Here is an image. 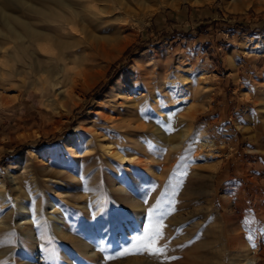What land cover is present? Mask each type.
I'll use <instances>...</instances> for the list:
<instances>
[{"label":"rangeland","instance_id":"1","mask_svg":"<svg viewBox=\"0 0 264 264\" xmlns=\"http://www.w3.org/2000/svg\"><path fill=\"white\" fill-rule=\"evenodd\" d=\"M23 1L38 0H0V47L4 49L0 51V220L10 216L8 220L14 229L11 235L0 232V264H25L30 260L36 264L97 263L87 259L75 244L80 233L86 234L90 230L91 222L82 209L87 202L74 199L73 195L102 189L108 199L103 220L114 219L117 213L126 210L110 201L114 198L106 189L107 157L110 156L105 155L104 149L107 144L127 147L123 143L135 141L123 134L126 127L123 128L121 120L132 119L135 114L131 103L151 95L152 85L164 103L162 110L169 116L168 120L154 122L164 130H174L170 118L174 110L176 130H189V147L198 153L187 156L182 149L176 151L173 154L175 167L166 173L150 168L148 178H144L148 185L146 193L135 192L147 210H152L154 217L149 218L155 229L162 226L163 238L158 241V246L165 249L163 255L157 259L146 252H136L135 248L130 250L135 254L129 256L115 251L120 257L114 264H132L133 261L246 264L247 257H256L257 264H264V219L258 222L256 214L251 213L252 217H248L247 212V215L243 214L246 224H238L232 213L234 203L232 199L227 200L223 186L227 172L235 178L236 166L231 162L242 155L246 145H240L237 153H230L226 147L221 148L214 142L211 133L204 128L215 95L207 65L222 62L227 51L245 42L261 46L257 52H264V8L256 9V6L264 5V0H100L105 14L99 21L91 20L88 31L80 39L67 41L69 46L62 48L58 56L45 57L41 53L44 58L32 60V69L23 68V78H11L4 73L9 68L19 71L21 66L16 59L21 58L20 51L25 45L12 39V29L6 26L3 14L22 15L33 27L43 21L30 8L23 7ZM40 1L51 4L49 0ZM12 26L17 28L15 24ZM109 41L118 46L127 43L112 64L97 54ZM35 46L32 45L39 50ZM145 55L150 56H146V62L142 60L146 63L145 70L134 71V63ZM258 86L260 92L256 103L264 113V83ZM64 91L68 92V97L61 95ZM171 94L176 101L169 105L166 97ZM5 99L9 100L8 105H4ZM138 101L135 102L137 110L144 104L149 105L148 108L151 105V100L147 103L139 101L140 106ZM192 111L197 112L188 121L186 118ZM158 113L152 108L144 119L153 121L154 115H161ZM29 132H37L38 136L17 137ZM137 137L136 140L143 139ZM84 141L93 147L94 153L89 154L90 157L76 158L75 149L82 151ZM207 142H213V146L200 151L199 147ZM146 143L149 144L147 149H151L153 143L150 140ZM126 152L129 155L132 151ZM40 155L50 172L42 171ZM244 156L249 159V154ZM19 163L27 167L21 175ZM132 167L121 166L127 170L122 173L127 181L131 169L138 173L137 168ZM13 177H16L18 187ZM159 178L163 183L158 182ZM25 193L30 194L31 199ZM98 196L92 201L97 209ZM50 197L57 199L60 207L69 213L65 238L49 219ZM22 200L34 209L41 202L44 222L37 228L45 236L44 246L37 253L32 251V244L37 242L35 237L25 243L23 235L27 229L20 227L17 208ZM235 200H241V197L236 196ZM240 206L243 207V203ZM150 211L144 215L140 210H126L128 214H136L137 218L143 215L142 220L148 219ZM142 234L140 227L138 237ZM118 239L114 237L115 242ZM117 245L114 243L110 247L118 249ZM4 248L9 250L1 253ZM101 263L105 264V261Z\"/></svg>","mask_w":264,"mask_h":264},{"label":"bare ground","instance_id":"2","mask_svg":"<svg viewBox=\"0 0 264 264\" xmlns=\"http://www.w3.org/2000/svg\"><path fill=\"white\" fill-rule=\"evenodd\" d=\"M49 1L51 2L50 5H46L45 3H43V1L41 2L40 0L36 2H24V1L21 2V5L23 7L30 8L41 20H43L38 22L39 25L37 26L35 25V27H33L30 24V22H27V20H25V18L22 15L13 16L8 13L3 14L4 19L8 23L7 24L4 21L6 23V26L9 25L12 29V31L10 30V32H13L12 39L20 43H23L25 45L22 50L19 48L21 50L20 51L22 55L21 58L18 57V59H16V63L20 65L21 68L19 69V71L13 70L12 68H9L7 71L5 69L6 73H4V71L3 73L6 74L7 77L9 76L11 78L12 77L23 78V72H22L23 68L27 67L28 69H32L34 67L32 60L35 59L38 60L44 58V55H46L45 57L58 56L62 51L61 50L62 48H66L67 46H69L67 41L80 39V37L83 36V34H85L88 31V27L91 24L90 21L100 19L101 16L104 15L106 12L103 6L99 4L100 0H49ZM262 8H264V5H259V7L256 6L257 10H261ZM9 21L12 24H15L17 28H13L12 24ZM4 35L7 36L6 33ZM112 43L113 41H109L108 45L102 43L103 45L100 48V51H98L97 53V54H101V56L107 60L108 64L110 63L112 64V62H115L118 59V57L123 53V51L127 46V43H123V42L119 46L117 45L118 44L117 43L116 44L117 47ZM34 44L36 45L35 47H37L39 50H36V48L32 47V45ZM1 50L3 51L4 49L0 47V51ZM41 53H44V55H41ZM61 56H63V54ZM146 56L148 55L142 57L143 59L141 58L140 59L141 61L139 60L134 63L133 66L134 71L142 72L145 70L146 63L145 64L142 63V60H145L146 62L147 60ZM31 57L33 59H31ZM149 57L150 56H148V58ZM157 59H158V55L155 56V60ZM4 78L6 77L4 76ZM146 82L148 83V80H146ZM124 84H128V83H124ZM114 87H115L114 85L111 87V91L114 90ZM151 89H152L151 95H149L148 97L146 96L145 98L142 99L134 98L135 99V100L133 99L134 102L131 99V102H133L131 103L133 104L132 110H134L133 113L135 114V115L132 114L134 119L133 117L132 119H128V117H125L127 119L121 120L123 124V128L124 126L126 127L125 128L126 132H124L123 134L133 137L135 141L130 140L132 142L126 141L125 143H123L127 145V147H123V145L122 146L117 145L115 147L112 144H107V146L104 149L106 152L105 155L107 154L110 156L107 157L109 170L107 168L108 173H106L107 174L106 189L108 188L110 192L108 191V189L107 191L109 192V194L112 193L114 197L113 200L110 201H112L114 204H118V205L120 204V206L125 208L126 210H132V209L135 211L140 210L141 212L144 213V215L147 211L150 210H147L148 208L142 203L141 201L142 199L139 198L140 196L138 197L139 194L136 193L138 194L136 196L135 192H139L141 195L143 193H146V189H148L147 188L148 185L146 181H144V178L145 179L148 178V173H147L148 170L150 168H153L155 172H160V171H162L163 173L168 172L171 168L175 167L174 161L176 160H173V154L176 151H180L181 149L184 151L183 153L187 156L198 153L197 151L189 147L187 140L189 138L188 137L189 130L187 128L189 127L186 128L187 130H183V131L180 130L179 128H177L176 130V116L174 115L175 114V112H173L174 110H172V113H174L173 116L170 117L172 119L171 122L174 127V130H172L171 132L164 130L162 126L154 122L157 121L158 119L168 120L169 116L165 115L164 110H162L164 103L162 102L163 103L162 104L161 103L162 100L161 101L159 100L160 96L157 94V92H155L156 91L155 86L152 85ZM61 95L67 96L68 92L64 91L61 93ZM172 95L173 94L167 95L166 97L167 101L169 102L168 103L169 105L174 104L176 101L175 100L176 97L174 98ZM136 100L144 101L145 103L150 102L151 100L150 103L151 105L149 108H148L149 105L148 106L146 104H144V106L141 105L142 108L138 107L139 109L137 110L135 108ZM139 101L137 103H139ZM8 104H9V100L5 99L4 105H8ZM172 107L173 106H171V108ZM152 108L153 110L158 111L161 115H157V114L154 115L153 121L150 117L149 118L151 120H147V119L145 120L144 115L146 113L148 114V112ZM196 112L192 111L190 114H188L186 119L188 121L192 119L195 116ZM150 113L152 114V112ZM133 125H135V127H133ZM119 128L123 129L122 127ZM35 136H38L37 132L34 133L29 132L26 134L19 135L17 137L19 139H29ZM134 136L136 138H138L137 136H141L143 139L136 140ZM144 139H146V141ZM149 140L151 141V143H153L152 146H150L152 147L151 149H147L149 148V144H148L149 142L148 143L146 142ZM146 144H148V147H146ZM212 146H213V142L212 143L207 142L204 143L201 147H199V150L205 151V149ZM128 150L132 151L131 154L129 155L126 154L127 153L126 151ZM92 152H93V147H91V145H89L88 142L84 141V149L82 151L80 150L76 151L75 149L74 153L76 155V158H84L86 156L88 157L89 154H91L92 156ZM170 156L172 158H170ZM39 160L41 162L40 164H42L41 165L42 171L50 172L51 169L48 168L44 163L45 161L43 159V155H40ZM123 165H129L130 167L133 166L138 170V173H136L134 169H131V171L128 173L129 181L125 180L126 178L123 177L122 173L125 171L123 170V168H121V166ZM26 168L27 167H25L21 163L18 164V170L20 172V175L24 174ZM125 172H127V170ZM69 177L71 176L69 175ZM72 179H74V177ZM150 179H152L151 181L154 182V179L152 177ZM13 182L17 186L16 177H13ZM158 182L163 183L161 178H159ZM19 190L20 189H18V191ZM92 193H93L92 191H88L83 194L77 192L76 194L73 195L74 199L76 198L77 200L80 201L83 200L87 202V204H84V206H82V209L88 215L87 218L90 220L89 222H91V224L88 227L90 230H88L86 234L80 233L76 237L78 241L75 244L80 249H82L87 259L93 262H97L96 264H104L101 263L102 260L105 261V264H114V260L115 259L117 260V258L119 259L120 257L119 255L115 254V251L124 252L127 249L130 252L132 248L136 249L137 237L140 227L143 231L142 237L150 235L151 234L150 230L155 229V225L152 224L150 221V218L153 219L152 218L153 213L151 212L152 211L151 210L147 214L148 219L142 220L144 218L142 214H141L142 217L137 218L135 216L136 214H128L126 210L124 211L122 208H120L124 212L117 213L114 219L103 220L102 213L104 212V207L106 206L108 199L104 194V192H102V189L95 191L93 194ZM25 195L27 198L31 199L30 194L25 193ZM96 195L97 196L99 195L97 198L99 204L98 209L96 207L95 209L94 206L92 205V201L94 199L96 201ZM48 199L51 210V213L48 214L49 219L53 221L56 230L60 233V235H63L65 238V236L68 235V233L66 232V227L70 220V217L68 215L69 213L65 211L66 209L64 210L63 208H61L62 206L60 207L61 204L59 205L57 199L55 200L53 197H50ZM40 203L41 202H38L36 208L34 209L27 201L22 200L19 202L17 208V215L19 216L17 217L20 218L19 221L21 222L20 227L22 229L23 228L27 229L26 233L23 235L24 239H26L27 241L25 243H29L28 241L30 240V238L32 239L33 236L37 241L35 244L34 243L32 244V251H34L35 253L40 252L41 247L44 246L43 236L45 235L38 232V228H37L38 225L44 222V217L42 214ZM8 218L10 219V216L9 217L5 216L0 220V232H5L8 235H11L14 232L13 223L10 222ZM116 221L119 223L117 224L114 223ZM140 223H142L141 226L139 225ZM115 236L119 238L117 242L114 241ZM91 239L93 241L90 242ZM73 241L74 240H72V242ZM114 243L118 244L117 245L118 249L113 250L112 247H110L114 245ZM8 250H9L8 248H4L1 250V253H6V251ZM105 253H109L111 255L107 256ZM101 254H104L102 259H100ZM256 259H257L256 257L247 258L245 261L246 264H256ZM25 264H36V263L35 261L30 260ZM132 264H149V262L142 263L138 261H133Z\"/></svg>","mask_w":264,"mask_h":264},{"label":"crops","instance_id":"3","mask_svg":"<svg viewBox=\"0 0 264 264\" xmlns=\"http://www.w3.org/2000/svg\"><path fill=\"white\" fill-rule=\"evenodd\" d=\"M251 44L241 43L227 51L222 62L207 65L215 95L204 128L214 142L230 153L246 145L242 155L231 162L236 166L235 178L226 170L223 182L227 200L234 203L232 213L241 225L246 224L243 214L247 212L248 217L256 214L258 222L264 219V113L256 103L258 85L264 83V52H257L261 46ZM247 154L249 159L244 156ZM236 196L241 200H235Z\"/></svg>","mask_w":264,"mask_h":264},{"label":"snow or ice","instance_id":"4","mask_svg":"<svg viewBox=\"0 0 264 264\" xmlns=\"http://www.w3.org/2000/svg\"><path fill=\"white\" fill-rule=\"evenodd\" d=\"M167 131H172V129L168 128ZM264 231V230H262ZM150 235L145 237H137V245H136V252L139 253H148L150 256L155 258H159L163 255L165 249L158 246V241L163 238L162 226L161 228H157L154 230H150ZM248 239L252 241V237L249 236ZM252 247L255 248V244H252ZM135 253H130L127 249L122 252L120 255H130ZM171 259H176L172 257Z\"/></svg>","mask_w":264,"mask_h":264}]
</instances>
